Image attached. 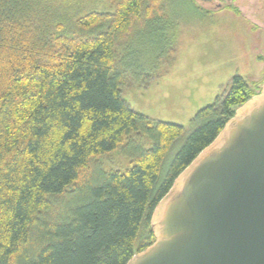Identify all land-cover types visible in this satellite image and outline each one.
<instances>
[{"label":"trees","instance_id":"obj_1","mask_svg":"<svg viewBox=\"0 0 264 264\" xmlns=\"http://www.w3.org/2000/svg\"><path fill=\"white\" fill-rule=\"evenodd\" d=\"M148 1L0 0V264H126L175 177L259 93L264 68L260 83L234 75L163 174L184 128L133 110L116 61ZM133 136L149 147L103 170Z\"/></svg>","mask_w":264,"mask_h":264},{"label":"rangeland","instance_id":"obj_2","mask_svg":"<svg viewBox=\"0 0 264 264\" xmlns=\"http://www.w3.org/2000/svg\"><path fill=\"white\" fill-rule=\"evenodd\" d=\"M147 5L149 14L144 11L123 38L116 61L127 80L122 96L133 110L184 128L165 155L164 174L197 126L192 122L196 113L213 103L234 75L259 82L263 69L253 62L254 36L242 16L227 8L204 13L192 0H149ZM200 6L210 8L209 3ZM148 147L133 136L97 159L103 160V170H125ZM95 173L94 167L88 171L89 176Z\"/></svg>","mask_w":264,"mask_h":264},{"label":"water","instance_id":"obj_3","mask_svg":"<svg viewBox=\"0 0 264 264\" xmlns=\"http://www.w3.org/2000/svg\"><path fill=\"white\" fill-rule=\"evenodd\" d=\"M261 88L175 177L152 211L153 242L126 264H264Z\"/></svg>","mask_w":264,"mask_h":264},{"label":"flooded vegetation","instance_id":"obj_4","mask_svg":"<svg viewBox=\"0 0 264 264\" xmlns=\"http://www.w3.org/2000/svg\"><path fill=\"white\" fill-rule=\"evenodd\" d=\"M204 13L212 14L220 8H227L229 12L242 16L248 23V33L254 36L253 44L255 49L252 51L253 62L259 68H264V0H192ZM200 3H209L210 8L200 6Z\"/></svg>","mask_w":264,"mask_h":264}]
</instances>
